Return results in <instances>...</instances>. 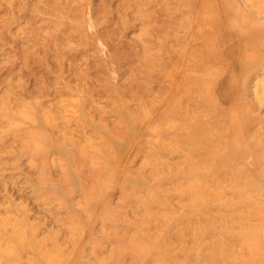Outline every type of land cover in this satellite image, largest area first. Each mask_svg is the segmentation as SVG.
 <instances>
[{"label":"rangeland","instance_id":"374dc122","mask_svg":"<svg viewBox=\"0 0 264 264\" xmlns=\"http://www.w3.org/2000/svg\"><path fill=\"white\" fill-rule=\"evenodd\" d=\"M0 264H264V0H0Z\"/></svg>","mask_w":264,"mask_h":264}]
</instances>
